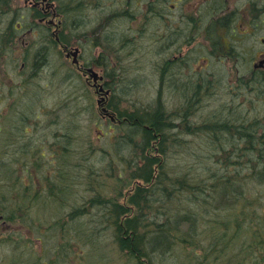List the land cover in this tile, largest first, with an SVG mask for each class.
I'll return each instance as SVG.
<instances>
[{
	"label": "rangeland",
	"instance_id": "374dc122",
	"mask_svg": "<svg viewBox=\"0 0 264 264\" xmlns=\"http://www.w3.org/2000/svg\"><path fill=\"white\" fill-rule=\"evenodd\" d=\"M59 1L61 27L68 38L81 30L86 14L79 13V6L73 8V18L79 24L74 28L73 22L63 17L66 0ZM155 1L156 9L164 6L162 0ZM233 2L242 14H238L234 23L227 25L230 29L221 31V27L218 28L229 37L221 35L223 40H218L214 46L203 37L202 41L197 39L180 49L178 43H174L170 49L167 48L168 54L171 52L167 57L163 51L166 48L157 46L163 43L161 38L165 31L163 27L155 29L158 26L154 24L156 19L151 21L152 26L147 21L139 34L132 30L134 35L124 48L134 46L135 50L128 53L123 49L125 71L122 68L119 72L122 78L109 94L107 106L111 110L108 109L120 121L113 123L108 115L101 112L94 89L88 88L79 69L62 51L58 49L55 53V47L42 46L38 36L34 37L32 32L24 36L26 46L18 40L6 38L7 34L14 32L13 22L21 12L23 0H0V38L5 35L0 46V81L10 87L0 88V125L2 133L7 132L4 137L11 142L10 148L2 147L0 153V204L3 202L8 207L0 205L4 221V225L0 221V264H189L193 261L198 264H226L224 261L230 255L232 258L227 264H264V259L255 258L249 251L244 263L234 260L235 250L233 254L226 251L222 258L211 253L205 224L198 233L188 230L187 222L176 229L175 235L184 242L198 234L193 243H175L169 248L164 241L161 251L155 249L150 242L152 234L165 235V232L151 233L150 227L173 214L166 204L151 201L150 209L138 212L139 223L148 224L138 229L147 232L144 236L146 242L139 246L146 256L134 252L139 255L135 256L120 245L112 223L114 217H117V223L125 207V217L137 213V208L127 205L126 195L134 193L136 185L142 186V182L130 173V169L136 168L140 162L139 129H133L130 119L134 116L123 120L121 112L141 115L146 125L149 124L146 113H155L156 109L167 113L164 116L167 120H162L169 135L166 152L154 150L153 145L156 143L157 147L162 140L157 136V141L144 149L143 155L157 156L159 165L180 174L189 167L201 170L207 162L204 153L213 149L210 144L214 135H220L221 142L225 143V138L232 137L235 132L231 127L230 135L224 132L190 135L186 132L185 123L198 124L214 117L210 121L218 124L210 128H222L224 118L218 114L230 117L234 122L241 118L246 119H241V122H250L257 117L263 120L264 94L258 95L256 91L259 89L250 91L246 86L250 83L253 69L264 76V66L254 67L264 58V0ZM129 8L134 18L150 14L147 0H132ZM85 12L91 20L100 16L98 11L86 9ZM155 13L160 14L161 11L156 10ZM23 14L28 16L27 11ZM120 20L122 25H126ZM159 20L163 23L162 19ZM114 34L115 39L118 38L119 33ZM76 42L86 55L88 42ZM170 58L174 60L168 63ZM160 64L165 70L163 74L151 70ZM119 66H115L116 71ZM125 74L130 79L123 82ZM131 80L138 84H129ZM241 81L246 84H240ZM7 134L10 137H6ZM130 138L136 143L131 144ZM135 144L138 147H134ZM210 163L217 168L212 161ZM108 164L116 176L122 175L121 179L116 181L111 173H106L110 170ZM120 180L123 185L119 184ZM247 183L248 187L245 186L243 192L250 193V199H247L251 200V205L237 207L244 219L238 233L243 246L251 238V231L259 229V221L264 219V194L257 200L253 198L255 191L264 192V177ZM148 186V190L154 187ZM225 193L224 188L219 199L211 203L213 206L203 211L205 216L221 212L215 217L225 219L227 213L236 212L230 200V204L223 207ZM143 202L140 199L138 207H142ZM219 207H222L221 211L216 210ZM130 222H136V218ZM225 223L230 230L231 225ZM127 236L126 233H118L119 238ZM188 255L197 259L192 260Z\"/></svg>",
	"mask_w": 264,
	"mask_h": 264
},
{
	"label": "trees",
	"instance_id": "16d2710c",
	"mask_svg": "<svg viewBox=\"0 0 264 264\" xmlns=\"http://www.w3.org/2000/svg\"><path fill=\"white\" fill-rule=\"evenodd\" d=\"M252 73V78L249 80L250 83L247 84L248 86H246V89L249 88L250 91L259 89L256 91L258 95L261 92L264 94V76L256 70L252 71ZM240 84L245 85L246 82L241 81ZM254 98H252L253 101H255ZM220 109H222V107H220ZM121 115L125 117V120L131 116L138 117L139 120V123L134 122L133 126L135 129H139L140 133L139 144L141 148V156H138L140 162L137 164L136 168L130 169V173L134 178L142 182V186L136 185L137 187L134 190V193L126 195L127 205H131L134 209L137 208V213L129 216L136 218V222H130L133 218H129L128 216H123L122 219L118 217L117 223V217L112 219V223L115 225L117 232V242L133 252V254L135 252L139 253L140 256H146V252L140 251L139 246L140 243L146 242L144 236H146L145 234L147 232L142 229L139 231L138 229L141 227L145 228L148 224L139 223L140 219L138 217L140 215L138 212L142 210L145 211L144 208H149L150 202L154 201L156 203L166 204L168 209L173 213H171L172 215L169 217L170 219H161L160 222L156 221L157 224H151V233L165 232V235L164 233L156 236L152 234L150 242L155 249L161 251L164 241L168 243L169 248L173 247L175 243H186L187 245L193 243L198 234L195 237H192L189 242L179 240V235H175L176 229H178L184 222H187V229L195 233H198L199 229H202L205 224L204 229L207 232V241L209 242L208 250H210L211 253L217 254V256L221 258L225 256L226 251H230L231 254L236 251L234 254L236 258L233 257L234 260L236 262L244 263L246 261V252L249 251L255 258L260 260L264 259V219L259 221V225L261 226L259 229H253L251 231V238L246 246H243V242L239 241L238 233L244 219L241 212L237 211V209H239L237 207L241 208V206L238 205H251V200H249L250 193L246 192L245 194L243 192L244 187H248L247 181L264 177V117L263 120L257 117L250 122H241V119L243 121L246 120L241 118L234 122L233 120H230V117L218 114L224 118V126L222 128L213 129L210 127L213 124L214 126L218 124L217 121H215V123L214 121H210L213 120L214 117L206 118L204 121L198 122V124L194 122L185 123V126L187 127L186 132L190 135L197 133L204 135L206 132L213 134L224 132L225 134L227 133L230 135L231 133H229V129H231V127L235 132L233 135L234 137L232 136L229 138L227 136L225 138V143L221 142L220 135H214L210 144L213 149L204 153L207 162H205L201 170H191L189 167L180 174L176 173L175 170L173 171V169H166L163 168L162 165H159L157 156L143 155V150L151 146V143L154 141H157L158 137L159 140H162L158 142L159 145L157 147L156 143L153 145L155 148L154 150H157L159 153L166 152L168 147L167 137L169 135L162 125L164 121H162L161 110L159 111L156 109L155 113L152 114L146 113V121L149 123L148 127L141 126V124H143V119H141V115L139 114H127L129 115L127 116L126 113L121 112ZM7 136L9 135L7 134ZM130 142L133 144L136 143V140L130 138ZM134 147H138V145L135 144ZM210 161H212L217 168L213 167ZM1 165L3 166V162ZM108 165L110 166V164ZM194 171L196 173H194ZM106 173H111L113 179L116 181L122 178L121 174H117L116 176L112 172L111 166L110 170H106ZM129 183L130 182L125 185ZM119 184L123 185L122 180H120ZM150 184L154 185V187L152 186V190H148V185ZM224 188L226 193L223 197H225L226 200L223 201L226 203L222 205L224 207L225 205L230 204V202H228L230 200L234 203L233 205H235L236 212L227 213L225 219L215 217V215L221 214V212H217L211 216H205L203 211H205L206 208L213 206L211 203H213L215 199H219V193ZM119 194L123 195V192H119ZM263 194L264 192L255 191L254 195L256 197L253 196V198L257 200ZM151 196H153L154 199H152ZM247 197H249V199H247ZM140 199L144 200L142 207H138ZM0 205L2 207H7L3 202ZM120 209L114 208V210L119 211ZM128 209L131 210L130 207H128ZM221 209L222 207H219L216 210L221 211ZM121 212L126 213V207L121 210ZM174 212H179V214H174ZM162 214L164 215V213ZM191 220H194V222H191ZM225 222H228L231 225L230 230V226H225ZM119 231L124 234L126 233L128 236L126 238H119ZM194 254L196 255L195 252ZM188 256H190V259L192 260L197 259L194 256ZM230 256L224 261L226 264L231 261L232 257ZM189 264H198V262L193 261Z\"/></svg>",
	"mask_w": 264,
	"mask_h": 264
},
{
	"label": "flooded vegetation",
	"instance_id": "af4514ba",
	"mask_svg": "<svg viewBox=\"0 0 264 264\" xmlns=\"http://www.w3.org/2000/svg\"><path fill=\"white\" fill-rule=\"evenodd\" d=\"M49 1L53 3V5L50 6L49 5L50 2L46 0H23V6L22 8L20 7V11L29 10L30 15H36L34 19L37 20V26L39 24V27H45L48 36L51 38V41L59 46L60 43L59 41L63 33L61 27L62 21L59 18V13L57 12L58 6L56 1L55 0H49ZM162 1L164 3V6L161 7L158 6V8L156 9V7H154L156 1L147 0V10L150 14L147 17L144 16L141 18H137L136 16V18H134L133 20V30L137 34H139V32H141L145 28L147 21H149L150 25L152 26L151 21H154L156 19L155 22L157 23L154 24H158V26L157 28H155L154 25V28L156 30H159L162 29L163 27L162 30L165 31L163 35L164 37H162L161 40L166 45L178 43V49H180L182 46H186L188 42L191 43L196 41L197 39L199 41H202V39L205 38V41L211 42L209 38V36H211V31H212L210 25H211V20L216 18L217 16L216 12L219 2H224L227 8L230 10V12L233 13L235 10H238L239 14H242V11H240L238 7L235 6V2H233L234 0H162ZM156 10L157 11L160 10L161 13L156 14L155 13ZM19 17H20L19 19H16L18 21L16 20L14 21L13 24L14 32L12 34H7L6 38L13 41L18 40L19 43L26 46V43L24 42L25 34L27 32H32L33 35L36 36L37 32L33 28V24H31L32 23L31 21L29 22V24L26 22L22 13L21 15H19ZM159 19H162L163 23L160 22ZM232 22L234 23V20H231V22L229 21L225 26L221 27L222 29L220 28L219 29L221 31L223 29H226L227 25H230L229 23ZM150 29L152 31V27ZM38 38L40 39V34H38ZM4 41H5V35H3L0 38V46L4 43ZM94 44H95L94 42H88V45H86V47L88 48L86 55L84 49L79 48L78 63L75 64L72 63V65L79 69L81 75L85 80L86 85H88V88H92L95 91V89L100 88V84L102 87L104 85L106 86L108 81L115 82L117 84V81H113L109 79L111 78V76L108 78V76L105 75L102 66V61L104 60L103 58H105L106 55H108L111 62V67L120 65L119 68H117V71L116 68L114 69L115 72H120L122 70L121 63H123L122 53L124 52H121L118 49V47H114V45L111 46L106 45L107 51L103 50L104 53L98 56L99 58H97L95 55V51L94 50L90 51V49L93 48ZM73 46L74 45L72 44L65 46L66 47L65 52H70ZM15 47L16 46H14V48ZM170 47L168 48L170 49ZM169 54H171V52H169ZM169 54L167 57L170 56ZM69 57L70 60L72 61L73 57L71 54ZM174 58H176V56H174ZM174 58H170L168 63H170L171 60H174ZM88 68H90L91 70L88 71L87 70ZM92 72L100 75L101 79L94 81L91 76ZM2 86H6V88H10L9 84L0 81V88ZM105 86L104 88H106ZM2 131H3V127L0 125V136H1L0 153L3 150L2 147L9 146L10 148L11 145V142L8 141L3 135L7 133L6 130L3 133ZM0 221H2V225H4V221L1 219V215H0Z\"/></svg>",
	"mask_w": 264,
	"mask_h": 264
},
{
	"label": "bare ground",
	"instance_id": "6f19581e",
	"mask_svg": "<svg viewBox=\"0 0 264 264\" xmlns=\"http://www.w3.org/2000/svg\"><path fill=\"white\" fill-rule=\"evenodd\" d=\"M46 1L50 2L49 0H46ZM131 1L132 0H118V1H116V0H66L65 1V8H64V10L66 12L63 11V14H64L63 17L66 16V20H70L71 22H73L74 28L78 27L79 26L78 22L76 21L75 18H73V13H74L73 8H75V7L77 8V6H79L80 8H77V9L80 10L79 13H82V14L85 13L86 14V16H85L86 21L84 22V25L80 28L81 29L80 31L74 32V33L70 34V36L68 35L69 36L68 38L66 37L67 35L62 33L61 39L59 41L60 42L59 46L51 41V38L48 36L47 30L45 29V27H39V24L37 26V20L34 19V17L36 15H30L29 10H25L28 12V16H26V14H23L24 11L21 10V12H19L16 15V19H19L20 18L19 15H21V13H22L26 22L31 21L32 22L31 24H33V28L37 32V35L36 36L33 35V36L37 37L38 34H40V41H41L42 46L48 45L51 47H55L56 48L55 53L59 49L60 51H62L64 53V55L67 59L69 58V60H70L69 56L71 54L73 59H72V61L70 60V62H71V64L72 63L75 64V63H78L79 48H82L80 44H76L77 43L76 41L94 42L95 44L93 45V48L90 49V51L94 50L97 58H99L98 56H100L101 54L104 53L103 50L107 51L106 45H108V46L114 45V47H118V49L121 52H123V49L125 51L128 50V53H131V51L135 50L134 46L130 47L129 49L124 48V47L128 46V41H130L132 36L134 35L133 31H132L133 30L134 15L131 13V9L129 8V4L131 3ZM56 2H57V5L60 4L59 0H57ZM114 3H116V5H113ZM49 5L50 6L53 5V3L50 2ZM154 7H155V4H154ZM86 9H88L90 12L91 11H98V12H100L99 13L100 16L96 20H94V19L91 20L89 18L88 14L85 12ZM57 12L59 13V16H60V11L58 8H57ZM216 14H217L216 18L211 20V25H210V28L212 29V31H211V36H209V38H210L213 46H214L215 42L216 43L218 42V40L219 41L223 40L221 38V35H222V37H229L228 33L220 32L216 28H220V27L225 26L229 21L231 22V20H236V18L239 16L238 15L239 13L237 10H235L233 13L230 12V10L227 8V6L225 5L224 2L218 3ZM14 16L15 15H13L12 18ZM9 19H10V17H9ZM120 19H122L124 22H126V25L125 24L122 25L121 24L122 21ZM23 21H24V19H23ZM155 23H157V22H155ZM64 24H65V22H64ZM115 24H117L119 26H116ZM229 24H231V23H229ZM123 26H125V28H123ZM12 29H13V26H12ZM228 29H230V28L227 27L226 30H228ZM114 32L119 33V36L116 39L114 37V35H115ZM69 44H72L74 46L70 50V52H65V49H66L65 46H67ZM187 44L190 45L189 42ZM87 45H88V43H87ZM171 45L172 44L166 45L163 42L157 46H163L164 48H166L163 51L167 53L166 50ZM38 47L41 48L39 45H38ZM41 51L46 54V52L44 50H41ZM163 51H162V53H163ZM231 51H232V54L235 53V50L229 49V52H231ZM74 52H76V54H74ZM198 55H199V53L197 52V56ZM41 56H43V55H41ZM230 56H234V55H230ZM103 59L104 60L102 61V66H103V70L105 72V75H107L109 77L111 76V80H113V81H117V82L120 81V79L122 78L121 77L122 73L120 74L119 72H115V70H114L115 67H111L110 59L107 56ZM122 61H124L123 56H122ZM125 64L126 63H124V62L121 63V66H122L124 71H125V69H124ZM161 64L158 67L157 66L152 67L151 70L158 72V74L159 73L163 74V72L165 70L162 69ZM255 65L256 64H254V67H255ZM254 70L255 69H253L252 71H254ZM127 79H130V77L126 76V74H125L123 82H125ZM132 80L130 81L129 84H136V83L138 84V82H133ZM115 85H116L115 82L108 81L106 86L105 85L104 86L106 88H108L109 93H110V91L113 89V87ZM203 86L206 87V84H203ZM161 113H162L163 120H167L164 117L167 113L164 112L163 110L161 111ZM130 120L132 121L131 122L132 125L134 122L139 123L138 117H133ZM127 121H129V120H127ZM141 126L142 127H148V125H146V124H141ZM133 129H135V128H133ZM125 214H126L125 212H121L120 218L122 219L123 216H125Z\"/></svg>",
	"mask_w": 264,
	"mask_h": 264
},
{
	"label": "water",
	"instance_id": "95a60500",
	"mask_svg": "<svg viewBox=\"0 0 264 264\" xmlns=\"http://www.w3.org/2000/svg\"><path fill=\"white\" fill-rule=\"evenodd\" d=\"M74 54H76V52H74ZM264 63V59L260 60L258 64H256L255 66H262ZM90 70V69H89ZM94 80L96 81L97 78H98V75L96 73H93L92 74ZM99 91H103L105 94H107L109 91L108 90H105L102 88V86L100 87ZM104 100V97H101L100 99L97 100V104L98 105H101V102ZM102 111L106 112V108L103 107L102 108ZM112 118V116H110Z\"/></svg>",
	"mask_w": 264,
	"mask_h": 264
}]
</instances>
